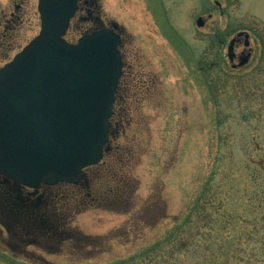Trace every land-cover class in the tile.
Masks as SVG:
<instances>
[{
  "label": "rangeland",
  "instance_id": "374dc122",
  "mask_svg": "<svg viewBox=\"0 0 264 264\" xmlns=\"http://www.w3.org/2000/svg\"><path fill=\"white\" fill-rule=\"evenodd\" d=\"M243 1L264 17V0ZM201 2L97 0L101 22L112 21L124 32L131 71L122 80L114 116L119 135L106 158L112 163L107 178L125 182L120 191L125 201L111 205L121 195L115 193L106 205L78 204L70 214L60 199L59 229L75 240L69 238L60 253L41 250L32 256L4 253L0 241V264H120L166 234L172 233L171 241L184 232L197 240L200 226L204 241L236 239L237 259L251 255L254 264H263L264 114L243 120L235 100L242 91L229 65L227 72L221 66L200 71L207 61L204 49L208 61L221 53L215 34L225 24L212 4L214 16L198 27L199 15L209 12ZM222 2L232 18L234 1ZM37 5L38 0H0V68L38 35ZM84 30L74 20L67 40L75 43ZM105 166L99 167L105 168L102 174ZM107 186L115 189L114 183Z\"/></svg>",
  "mask_w": 264,
  "mask_h": 264
},
{
  "label": "water",
  "instance_id": "95a60500",
  "mask_svg": "<svg viewBox=\"0 0 264 264\" xmlns=\"http://www.w3.org/2000/svg\"><path fill=\"white\" fill-rule=\"evenodd\" d=\"M80 1L38 0L39 34L0 69V170L17 183H75L108 150L121 38L102 28L67 42Z\"/></svg>",
  "mask_w": 264,
  "mask_h": 264
},
{
  "label": "flooded vegetation",
  "instance_id": "af4514ba",
  "mask_svg": "<svg viewBox=\"0 0 264 264\" xmlns=\"http://www.w3.org/2000/svg\"><path fill=\"white\" fill-rule=\"evenodd\" d=\"M203 1L201 2L202 6L205 4L204 6L208 7L209 12L207 17L199 15L203 18L202 28L205 27L206 21L214 16L211 12L212 4L218 9L217 13L220 18L225 20V24L215 34V39L221 46L219 50L221 53L219 52L211 61H208L210 58L207 53L209 49L207 51L204 49L202 54L207 61L202 65L200 71L207 73L210 69L221 66L224 67L223 71L227 72L225 66L228 67L229 65L233 71L230 70L232 72L229 73L232 75L230 78L237 82L239 87L237 90L242 91L235 94V100L237 109L243 112L241 116L243 120H250L257 113L264 114V27L259 25L258 21L262 19L264 23V17L251 7H246L243 0H233L235 9L232 18L228 16L227 7L222 0H213L212 4L211 0H206L204 3ZM16 9H20V6L16 5ZM98 9L97 0H83L81 2L74 19L78 21L79 31L86 29L84 31L91 32L101 27L112 28V21L102 23L101 19L97 17L99 16ZM13 17H15L14 14H12ZM9 23L10 20H7L5 27H8ZM120 31L122 35L124 32L121 29ZM120 51L123 59V75L119 82L111 119L112 133L109 140V151L105 153L101 163L84 169L83 178L77 183L42 184L38 188L17 183L0 171V241L3 244L2 247L6 249L4 253L10 250L11 255L14 256L17 252L32 256L41 250L62 252V247L69 238L74 240L75 238L74 234L71 235L69 231L59 229L61 218L56 211L59 210L58 204L55 206L56 202L63 199L64 203H60V207L71 214L73 207L78 204L90 202V206L94 205L93 203L100 206L106 205L104 202L110 195L115 193L120 195V191L125 189L124 181L118 183L115 177L107 178V173L112 169V163L107 165L106 162L107 155L114 151L113 142L119 135L117 130L119 121H115L114 116L116 105L121 99L122 80L130 71L126 69L123 36ZM130 75L131 73H129ZM124 90L125 95H129L127 85ZM124 111H126V107L123 106L119 111L120 119ZM117 148L116 145L115 149ZM103 165H106L107 170L102 174L105 168L101 170L102 167H99ZM110 182L114 183L115 189H110L107 186ZM115 200L117 201L111 205L116 204V207L125 201L123 194ZM22 235L24 238L21 237ZM30 246L36 247L38 250H29ZM37 259L46 262L42 254L37 255Z\"/></svg>",
  "mask_w": 264,
  "mask_h": 264
},
{
  "label": "trees",
  "instance_id": "16d2710c",
  "mask_svg": "<svg viewBox=\"0 0 264 264\" xmlns=\"http://www.w3.org/2000/svg\"><path fill=\"white\" fill-rule=\"evenodd\" d=\"M183 226L186 225L181 227ZM200 230L201 226L198 228L199 232ZM199 232L197 240L184 232L185 234L178 233L171 241L172 233L166 234L163 240L147 246L142 252L131 255L120 264H254L251 255L246 260H240L245 259L244 257L237 259L234 250L236 239L222 243L206 242ZM260 263L264 264V256L260 258Z\"/></svg>",
  "mask_w": 264,
  "mask_h": 264
}]
</instances>
